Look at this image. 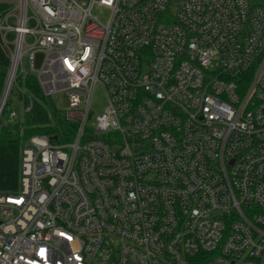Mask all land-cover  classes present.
I'll list each match as a JSON object with an SVG mask.
<instances>
[{
  "label": "built area",
  "instance_id": "1",
  "mask_svg": "<svg viewBox=\"0 0 264 264\" xmlns=\"http://www.w3.org/2000/svg\"><path fill=\"white\" fill-rule=\"evenodd\" d=\"M8 3L11 88L35 73L76 129L24 144L0 264H264V0Z\"/></svg>",
  "mask_w": 264,
  "mask_h": 264
},
{
  "label": "trees",
  "instance_id": "2",
  "mask_svg": "<svg viewBox=\"0 0 264 264\" xmlns=\"http://www.w3.org/2000/svg\"><path fill=\"white\" fill-rule=\"evenodd\" d=\"M9 0H0V12L9 7ZM11 56L0 41V103L6 88ZM15 94L23 108L33 102L32 108L22 116L10 117V96ZM22 108V109H23ZM21 109V110H22ZM18 110V109H17ZM76 124L67 120L64 109L51 95H47L35 73L19 75L0 115V192L18 191L21 176V158L24 144L34 135L57 136L58 141H71Z\"/></svg>",
  "mask_w": 264,
  "mask_h": 264
},
{
  "label": "rangeland",
  "instance_id": "3",
  "mask_svg": "<svg viewBox=\"0 0 264 264\" xmlns=\"http://www.w3.org/2000/svg\"><path fill=\"white\" fill-rule=\"evenodd\" d=\"M92 12L94 15L100 17L103 21L108 19L109 12L105 8L96 5ZM53 99L56 101L57 105L61 108H65L68 103V98L66 94L62 91L57 92L52 95ZM10 105L12 108L18 109L19 111L23 108V102L15 94L10 96ZM108 106V97L106 90L102 84H98L95 88L93 99H92V116L88 120L87 132H94L96 117L105 112Z\"/></svg>",
  "mask_w": 264,
  "mask_h": 264
},
{
  "label": "water",
  "instance_id": "4",
  "mask_svg": "<svg viewBox=\"0 0 264 264\" xmlns=\"http://www.w3.org/2000/svg\"><path fill=\"white\" fill-rule=\"evenodd\" d=\"M41 60H42V54L39 53L37 55V63H36L37 66H40ZM11 84H12V81H11V78L9 76L8 77V80H7L6 88H5V91H4V94H3V97H2L1 103H0V115L2 113V110L4 108L5 102H6L7 98H8L9 93H10ZM52 139H57V136L52 137Z\"/></svg>",
  "mask_w": 264,
  "mask_h": 264
}]
</instances>
